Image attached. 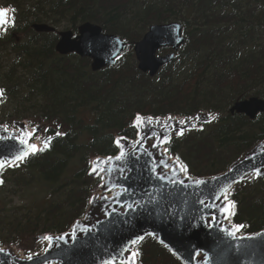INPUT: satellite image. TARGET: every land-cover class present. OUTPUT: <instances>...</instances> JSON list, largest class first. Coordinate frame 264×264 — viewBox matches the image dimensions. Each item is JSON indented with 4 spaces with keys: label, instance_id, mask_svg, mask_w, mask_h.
<instances>
[{
    "label": "trees",
    "instance_id": "16d2710c",
    "mask_svg": "<svg viewBox=\"0 0 264 264\" xmlns=\"http://www.w3.org/2000/svg\"><path fill=\"white\" fill-rule=\"evenodd\" d=\"M0 6L16 9L14 31L27 33L32 22L74 29L90 21L128 45L114 65L92 72L89 59L55 53V33L31 30L14 47L12 30L0 36V45L10 48H0L3 99L16 118L33 109L49 133H63L1 174V245L23 247L82 217L99 183L86 174L91 159L113 155L116 135L133 138L137 113L219 114L167 145L195 177L223 171L264 139V112L250 120L228 111L238 97L264 98V0H0ZM170 21L183 24L185 42L175 60L149 77L137 69L130 47L151 24ZM7 51L16 57L2 63ZM12 115L0 104V123ZM229 199L235 202L231 221L245 225L242 232L264 227V179L237 184ZM136 250L138 264H180L150 237Z\"/></svg>",
    "mask_w": 264,
    "mask_h": 264
},
{
    "label": "water",
    "instance_id": "95a60500",
    "mask_svg": "<svg viewBox=\"0 0 264 264\" xmlns=\"http://www.w3.org/2000/svg\"><path fill=\"white\" fill-rule=\"evenodd\" d=\"M31 27L36 32L55 31L47 23H33ZM58 35L55 50L61 55L75 53L90 58V68L94 72L114 64L126 46L120 37L104 33L101 26L91 22L80 24L76 36L71 30L59 31ZM184 40L179 22L151 24L133 47L138 70L153 77L160 67L174 59L175 51ZM164 47H172L173 51L156 55L157 50ZM229 111L253 119L258 112L264 111V98L238 99ZM209 115L208 112L199 111L191 116V120L180 116L142 115L145 118L153 117V120L150 125L145 121L138 127L133 126L134 118L131 126L136 130L135 140L119 136L125 138L121 143L128 154L126 158L101 163L100 168L106 170L98 174L91 171L97 158L104 161L119 154L120 148L115 144L118 148L115 155L96 157L91 163L89 175H102L104 182L101 193L91 199L85 219L75 221L66 239L53 240L52 247L48 246L47 251L33 255L32 260L24 258L12 247L4 248L0 251V264H102L103 260L112 256L120 264L121 260L127 261L130 255V252L123 251L124 247L138 236L154 238L181 264H264V228L250 234L237 232L235 238L229 236L222 229H231L233 225L228 222L229 217L225 218L220 211L228 200L223 196L216 199L223 186L230 185L229 193L235 184L252 177L255 168H260L262 173L255 176L264 178V141L234 161L224 172L198 179L184 176L179 171L180 164L165 152V146L173 138L184 135H176L181 127L177 123L179 120H188L182 126L185 133L197 129L201 124L211 123L213 120L206 122ZM168 117L173 119L168 121ZM165 122L170 126L168 133L162 127ZM173 124L176 128H171ZM193 124L195 127H192ZM16 126L18 131H8L0 126V160L7 163H13L11 157L23 147L15 137L20 136L22 130L29 131L23 122L16 123ZM153 132L168 134L171 140L152 147L157 143ZM141 136L144 139L137 144ZM158 175L167 179L161 180ZM173 180H183L184 184H173ZM195 180L206 183L196 185ZM213 215L215 220L212 219ZM78 224L80 227H77ZM84 226H88V232L81 230ZM73 230L76 231L75 238L71 236ZM149 232L155 233V236L145 235ZM257 233L261 235L257 236ZM64 234L52 236L61 237ZM136 245L131 246L130 251H135Z\"/></svg>",
    "mask_w": 264,
    "mask_h": 264
},
{
    "label": "snow or ice",
    "instance_id": "6c2138e0",
    "mask_svg": "<svg viewBox=\"0 0 264 264\" xmlns=\"http://www.w3.org/2000/svg\"><path fill=\"white\" fill-rule=\"evenodd\" d=\"M15 13H16V9L14 7L8 6V7H0V32L6 31L7 30V25L9 24H14L15 22ZM116 59H119V57L117 56ZM4 90L0 89V96H3ZM173 118L172 117H168V121H171ZM192 118L189 117L188 120H191ZM196 119H199V117H197ZM216 116L213 115H209L208 120L206 122H211L212 120H215ZM153 117H143L141 114L137 113L135 116V120L133 121V126L138 127L139 125H141L142 123H145V121L147 122L148 125H150L152 123ZM188 120H179L177 123L181 126L179 127V129L176 131V135H183L184 134V127H182L183 125L188 123ZM159 122V121H158ZM162 127H164L165 129V133H168L170 130V126L167 122H165ZM192 127H195V124L192 125ZM171 128H176V125L173 124L171 125ZM36 129L33 128L32 131H25L22 130L21 135L15 137L16 140L19 141L20 145H22L23 147L18 151V153L16 155H14L13 157H11L13 163L11 164V166L13 167H17L19 166L18 163L16 162H20L23 161L25 158H27L30 154H35L38 151H43L44 148H47L50 146V142H51V137L47 138L44 140V148H40L38 147L37 144L35 143H30V140L32 139V137L35 134ZM63 133L57 132L56 135H62ZM153 137H156L157 143L153 144L152 147H158L159 144H164V143H168L171 140V136L168 134L165 135H160L156 132L152 133ZM125 139V138H121L118 137L115 139L114 143L120 148V152L118 155H116L115 157H107L104 161H101L100 158H97V160L93 163L92 172H97V174L99 173V171H105L106 169L104 168H100V164L104 163L107 164L108 162L112 161L113 159L116 161H120L126 158V156L128 155L125 151H124V146L121 143V140ZM144 137L141 136L140 140L136 141L137 144L140 143L141 140H143ZM177 159H179L177 157ZM7 161L5 160H0V168H3L6 165ZM161 163H163V161H161ZM179 171L187 173L188 169L186 165H182L179 169ZM173 174L175 175L176 172L175 170H173ZM253 174L254 175H261V169L260 168H255L253 169ZM158 178L161 180L167 179L166 177L162 176V175H158ZM189 179H191V177H189ZM215 179V178H214ZM173 184L175 183H179L181 185L184 184L183 180H173L171 181ZM0 183H3V180L0 179ZM206 183L205 181L202 180H195V184L196 185H200ZM103 186V185H102ZM230 188V185H225L223 186V189L221 191V193L219 195L216 196V199H220L221 196H223V198L225 200H227L228 198V190ZM201 204L204 203L203 200L200 201ZM215 206V205H213ZM129 208L132 207V205H128ZM235 209V202L234 201H228L227 205L222 207L220 209V211L225 215V218H228L231 215H234ZM213 220L216 219L215 215H213L212 217ZM77 227H80L79 224L77 225ZM246 226L243 224H236L233 225L231 229L229 228H224L222 229L223 231H225L229 236L232 237H236V233L239 232L240 230H242L243 228H245ZM82 231L84 232H88L89 228L88 226H84L83 228H81ZM69 234H64L61 237H53L52 235H46L44 237H42L43 240L48 241L49 242V247H52V241L53 240H64L68 237ZM145 235H151V236H155V233H145ZM257 236L261 235L260 233L256 234ZM71 236L73 238L76 237V231L73 230V232L71 233ZM253 237H241V239H252ZM144 239V236H138L135 239H132L131 241H129L128 245H126L123 249L124 252H130L129 257L127 258V261L125 260H121L120 264H135V257L138 256V251H130L131 246L138 244L141 240ZM161 243H163V241H161ZM167 247V245H165ZM48 249H45V251H47ZM0 251H3L2 248H0ZM38 255V254H37ZM28 260H32L33 259V254L31 252H29L28 256L26 257ZM102 264H117V260L115 256L110 257L109 259H105L102 261Z\"/></svg>",
    "mask_w": 264,
    "mask_h": 264
},
{
    "label": "rangeland",
    "instance_id": "374dc122",
    "mask_svg": "<svg viewBox=\"0 0 264 264\" xmlns=\"http://www.w3.org/2000/svg\"><path fill=\"white\" fill-rule=\"evenodd\" d=\"M62 25L64 26V25H66V23H64ZM58 29L59 30H63L64 27H59ZM30 32H31V30H30L29 27H27V33H24L23 31H20L19 32L18 36L21 37V44H24L26 42V38L30 35ZM43 40H47V39L46 38H43ZM6 47L9 48V45L8 44H2V45H0V48H2V49H5ZM130 49H132V46L130 47ZM14 57H16V53L14 51H7V52L4 53V57H3V62L2 63H5L6 61H9V60H13ZM3 107L7 108V110L8 109H11V112H12L13 115L8 119V121L10 123L7 126H10L12 128L13 127V122L14 121H17L19 119H15L16 118V115H15V112H14V108L11 107L9 103L6 102L3 105ZM26 114L28 116V119H25L24 121L27 123V125H30L31 126V122L32 123L34 122L33 118H35L36 120L38 119V117H37L38 116V113H37V111H35V110L32 109V110L27 111ZM30 117H32V118H30ZM11 118H13V119H11ZM35 123L36 124L32 125L31 127H39L41 131H40V134L38 135V137L39 136H44V133L45 132L41 129L42 124H37V122H35ZM97 192L98 193H101L100 189ZM31 244H32V242H31V239H30L27 243L24 244L23 247L28 248V247L31 246ZM35 244L36 243L34 241L33 242V245H35ZM37 244L38 245H41V246H44V243L41 240H37ZM38 248H40V246H35V249H38Z\"/></svg>",
    "mask_w": 264,
    "mask_h": 264
}]
</instances>
